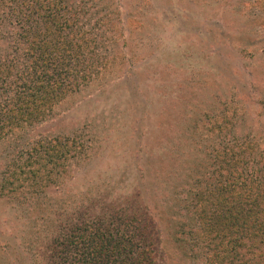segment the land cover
Wrapping results in <instances>:
<instances>
[{
	"label": "rangeland",
	"instance_id": "1",
	"mask_svg": "<svg viewBox=\"0 0 264 264\" xmlns=\"http://www.w3.org/2000/svg\"><path fill=\"white\" fill-rule=\"evenodd\" d=\"M5 4L0 64L15 71L0 87V124L29 58ZM64 7L77 13L104 65L84 80L71 69L38 122L4 127L0 264H71L74 226L122 210L148 224L154 247L158 234L152 264H225L213 258L222 253L212 254V242L189 235L179 242L173 233L192 208L190 183L225 176L211 154L228 138L249 143L264 179V0H64ZM90 59L86 53L82 64ZM51 139L67 153L44 167L32 148ZM27 160L36 179L26 178Z\"/></svg>",
	"mask_w": 264,
	"mask_h": 264
},
{
	"label": "trees",
	"instance_id": "2",
	"mask_svg": "<svg viewBox=\"0 0 264 264\" xmlns=\"http://www.w3.org/2000/svg\"><path fill=\"white\" fill-rule=\"evenodd\" d=\"M20 2L9 0V5L3 6L6 11L9 10V15L4 14V17L20 28L18 45L22 50L19 48V52L29 58L23 74L15 75V81H19L16 83L18 90H14L13 96L4 103L10 104L1 111L5 121L0 124V135L7 124L17 127L26 124L29 127L38 122L54 100L65 91V79L71 75V69H74L75 77L84 80L97 71L96 67L104 65L100 64V57L95 54V43L85 38L86 33L78 25L75 17L77 13L70 16L64 13V0ZM20 5L30 8L29 15L20 12ZM86 53L91 59L82 64ZM70 62L74 63L73 67H69ZM13 70V64L3 68L0 64V87L4 86ZM228 137H220V141ZM59 141L51 139L43 146V142L38 140L32 148L35 154L41 152L40 160L44 162V167L58 165V161L67 153ZM228 142L211 154V158H217L219 164H224L225 176L217 180L214 178V185L208 182L213 179H203L202 182L207 180L203 189L199 180L190 183L186 195L191 197L189 203L192 208L186 210L188 216L181 219L180 226L175 224L173 234L179 242L186 235L199 236L204 241L212 242V254L222 253L213 258L225 264H264V179L258 176V169L253 167L257 160L249 143L232 142L229 138ZM25 165L26 178L30 179L31 174V180L36 179L35 171L31 170L33 163L27 160ZM103 217L102 223L91 222L89 219L74 226L73 232L66 239V246L73 253L71 264L154 262L158 236L156 231L152 234L154 247L146 232L148 224L137 220L136 216L126 215L122 210L115 215ZM60 241L57 250L63 247Z\"/></svg>",
	"mask_w": 264,
	"mask_h": 264
}]
</instances>
